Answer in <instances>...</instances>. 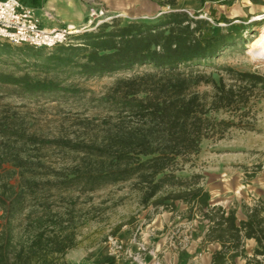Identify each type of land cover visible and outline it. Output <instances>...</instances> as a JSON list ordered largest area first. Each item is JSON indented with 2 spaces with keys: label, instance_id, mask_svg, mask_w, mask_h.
Returning <instances> with one entry per match:
<instances>
[{
  "label": "trees",
  "instance_id": "trees-1",
  "mask_svg": "<svg viewBox=\"0 0 264 264\" xmlns=\"http://www.w3.org/2000/svg\"><path fill=\"white\" fill-rule=\"evenodd\" d=\"M169 7L152 21L119 19L101 22L52 48L12 46L0 41V55L13 52L33 57L45 71L69 69L80 77H95L140 66L152 70L118 80L112 103L119 107L116 123L99 145L87 146L93 160L63 170L31 159L25 146L53 144L26 130L22 122L0 111V264H68L64 254L77 245L72 217L52 209L47 201L27 209L28 199L53 189L93 190L106 183L135 179L142 201L175 209L187 205V219L202 215L208 225L205 241L220 249L210 264H234L246 238L264 253V199L247 206L246 219L233 209L210 202L203 175L185 172L204 139L220 138L230 128L244 126L250 96L264 94V75L226 67L234 83L223 76L194 70L193 65L216 57L232 45L228 33L203 34V19L174 9L177 0H157ZM194 15H197L195 13ZM46 49H52L47 52ZM211 84L209 99L196 87ZM0 86L9 93L75 94L76 88L54 78H35L0 71ZM222 111L227 117H218ZM74 148V147H72ZM37 170H44L43 177ZM51 177H47V176ZM22 231L16 232L13 219ZM258 264V262H257Z\"/></svg>",
  "mask_w": 264,
  "mask_h": 264
},
{
  "label": "rangeland",
  "instance_id": "rangeland-1",
  "mask_svg": "<svg viewBox=\"0 0 264 264\" xmlns=\"http://www.w3.org/2000/svg\"><path fill=\"white\" fill-rule=\"evenodd\" d=\"M84 1L87 5V17L80 26L87 29L79 33L95 28L98 19L102 22L119 19L121 23L133 20L152 21L169 9L160 6L157 0ZM174 9L185 10L191 16L203 19V34L225 32L232 43L216 57L193 65L194 70L212 74L215 79L223 76L227 83L235 81L231 80L232 74L225 71L226 67L264 75V59H255L248 52L249 41L264 26V18L254 19L260 13L264 14V0H177ZM100 10L104 14L96 17L95 13ZM91 18L93 21L88 22ZM51 50L46 49L47 52ZM38 62L39 60L18 52L3 54L0 55V71L15 75L28 73L40 79L54 78L63 85L76 88L77 92L9 93L0 86V111L3 115L22 122L28 132L36 134L40 139L55 141L53 144L24 147L33 161H42L47 168L54 170H63L77 163L93 160L87 146L99 145L110 126L119 119V107L112 103L118 80L152 70L150 66H140L85 78L69 69L45 71L36 64ZM196 90L206 94L207 99L212 94L211 84L202 83ZM244 110V126L230 128L220 138L204 139L198 155L192 158L190 166H185L183 173H200L203 175L201 182L207 189L206 173L215 171L214 165L220 159H225L224 171L242 172L240 184H249L257 174L264 172V94L253 92ZM216 115L227 117L222 111ZM240 157H245L249 164H235ZM43 171L37 170L39 178L45 177L41 174ZM142 197L136 180L130 179L106 183L93 190L80 187L53 189L39 194L36 200L29 198L27 209L38 207L41 202L47 201L52 209L65 213L64 217H72L77 245L64 254L65 260L67 255L90 253L91 249L101 245L109 247L114 254L121 255L111 249L108 237H117L124 245L118 233L127 231L130 237L138 236L141 227L153 214L171 210L166 206H157L152 201L143 202ZM175 210L177 206L171 211ZM2 213L0 207V229L4 221ZM197 218L202 219V215L197 214L195 219ZM12 225L19 232L24 224L16 217Z\"/></svg>",
  "mask_w": 264,
  "mask_h": 264
},
{
  "label": "crops",
  "instance_id": "crops-1",
  "mask_svg": "<svg viewBox=\"0 0 264 264\" xmlns=\"http://www.w3.org/2000/svg\"><path fill=\"white\" fill-rule=\"evenodd\" d=\"M35 11L40 24L47 28L66 25L80 26L87 17L84 0H20ZM235 164H249L245 157ZM225 159L214 165L215 171L206 173L205 185L210 193V202L226 209H233L237 220L246 219L247 206L257 199H264V172L257 174L249 184H240L241 171H224ZM240 166H238L239 168ZM178 210V211H177ZM177 210H161L153 214L141 227L138 236L130 237L127 231L121 235L124 246L132 253L143 255L145 264H210L212 254L219 250L218 241H205V219H187V205L177 202ZM264 215V213H262ZM144 244L145 251L139 246ZM257 242L246 238L241 254L234 264H264L254 258ZM68 264H137L124 254L116 255L105 245L91 249L83 255H67Z\"/></svg>",
  "mask_w": 264,
  "mask_h": 264
},
{
  "label": "built area",
  "instance_id": "built-area-1",
  "mask_svg": "<svg viewBox=\"0 0 264 264\" xmlns=\"http://www.w3.org/2000/svg\"><path fill=\"white\" fill-rule=\"evenodd\" d=\"M103 14V11L100 10L99 13H95V16L100 17ZM92 21V18L88 20V22ZM101 22L102 20L98 19L95 25ZM86 29L87 27L75 25L53 28L44 27L40 24L32 7L20 0H0L1 42H8L12 45L52 48L71 41L73 35ZM108 243L115 253L124 254L137 264H145L143 255L130 252L117 237H108ZM261 249L264 250V246ZM139 250L141 252L146 250L144 244L139 246ZM254 257L257 260H264V253L256 254Z\"/></svg>",
  "mask_w": 264,
  "mask_h": 264
},
{
  "label": "bare ground",
  "instance_id": "bare-ground-1",
  "mask_svg": "<svg viewBox=\"0 0 264 264\" xmlns=\"http://www.w3.org/2000/svg\"><path fill=\"white\" fill-rule=\"evenodd\" d=\"M121 16V15H120ZM264 14L260 13L254 19H262ZM249 54L255 59H264V26L252 37L248 43Z\"/></svg>",
  "mask_w": 264,
  "mask_h": 264
}]
</instances>
